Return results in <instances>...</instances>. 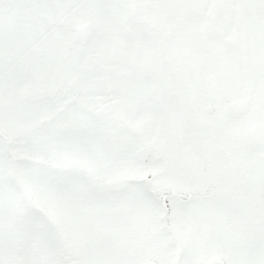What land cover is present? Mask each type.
<instances>
[{
    "label": "snow or ice",
    "instance_id": "1",
    "mask_svg": "<svg viewBox=\"0 0 264 264\" xmlns=\"http://www.w3.org/2000/svg\"><path fill=\"white\" fill-rule=\"evenodd\" d=\"M0 264H264V0H0Z\"/></svg>",
    "mask_w": 264,
    "mask_h": 264
}]
</instances>
